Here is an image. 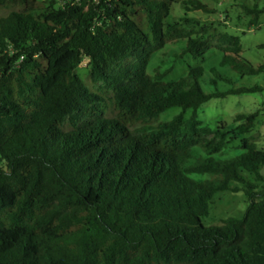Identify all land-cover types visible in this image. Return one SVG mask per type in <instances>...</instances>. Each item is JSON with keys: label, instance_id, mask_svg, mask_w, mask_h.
<instances>
[{"label": "trees", "instance_id": "1", "mask_svg": "<svg viewBox=\"0 0 264 264\" xmlns=\"http://www.w3.org/2000/svg\"><path fill=\"white\" fill-rule=\"evenodd\" d=\"M59 1L0 0V264H264V146L245 139L256 114L198 118L211 100L262 88L216 68L210 92L201 67L172 82L148 71L159 48L208 50L207 29L174 16L180 0ZM241 7L256 26L264 7ZM218 43L219 68L264 73L240 36ZM82 59L95 90L76 73ZM226 192H242L245 210L205 225Z\"/></svg>", "mask_w": 264, "mask_h": 264}, {"label": "rangeland", "instance_id": "2", "mask_svg": "<svg viewBox=\"0 0 264 264\" xmlns=\"http://www.w3.org/2000/svg\"><path fill=\"white\" fill-rule=\"evenodd\" d=\"M196 1L201 6L195 8ZM59 0H43V4L59 5ZM257 5L264 7V0H180L174 7V16L186 17L197 22L198 26L207 29L204 35V42L208 50L197 60H191L189 57L177 59L184 48V44H177L172 47L159 48L151 54L148 71L152 72L158 69L161 73L166 72L163 79L165 82H172L184 76L187 71L195 67H201L205 71L202 79V87L205 91H213L206 82L209 77L210 68H216L224 75L234 81V86H260L262 91L256 94H246L241 96H227L222 100H211L198 110V118L202 124H211L217 120H222L229 125L234 123L236 116L256 114L255 125L251 132L245 136V139L264 146V73L252 76L241 77L233 74L230 70L219 68L220 51L218 37L220 34H229L240 36L242 46V57L249 62L264 63V14H262L256 26L249 25V16L245 15L242 5ZM7 12V9L0 8V15ZM134 60L129 59L122 65H128ZM77 75L91 90H95L99 84L92 86L87 79V61L81 60L76 69ZM228 88L225 84L217 82L216 89L223 92ZM178 110H170L159 119L169 118L176 114ZM188 113L186 114V116ZM239 143L231 144L222 154L223 158L234 156L238 152ZM194 153H198L194 150ZM247 202L242 192H226L215 196L209 206V213L203 219L205 225H220L223 219L236 218L245 210Z\"/></svg>", "mask_w": 264, "mask_h": 264}]
</instances>
